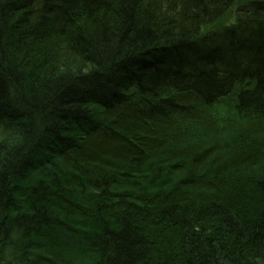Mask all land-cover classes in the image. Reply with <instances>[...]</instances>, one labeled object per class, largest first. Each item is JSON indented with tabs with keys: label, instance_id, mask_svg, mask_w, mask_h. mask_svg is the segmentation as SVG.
Listing matches in <instances>:
<instances>
[{
	"label": "trees",
	"instance_id": "obj_1",
	"mask_svg": "<svg viewBox=\"0 0 264 264\" xmlns=\"http://www.w3.org/2000/svg\"><path fill=\"white\" fill-rule=\"evenodd\" d=\"M0 264H264V0H0Z\"/></svg>",
	"mask_w": 264,
	"mask_h": 264
},
{
	"label": "bare ground",
	"instance_id": "obj_2",
	"mask_svg": "<svg viewBox=\"0 0 264 264\" xmlns=\"http://www.w3.org/2000/svg\"><path fill=\"white\" fill-rule=\"evenodd\" d=\"M211 66H212V64L208 62L206 67L210 68ZM92 106H94V104H92Z\"/></svg>",
	"mask_w": 264,
	"mask_h": 264
},
{
	"label": "rangeland",
	"instance_id": "obj_3",
	"mask_svg": "<svg viewBox=\"0 0 264 264\" xmlns=\"http://www.w3.org/2000/svg\"><path fill=\"white\" fill-rule=\"evenodd\" d=\"M230 14H231V16H233V13L232 12ZM228 18L231 19V17H229V16H228Z\"/></svg>",
	"mask_w": 264,
	"mask_h": 264
}]
</instances>
